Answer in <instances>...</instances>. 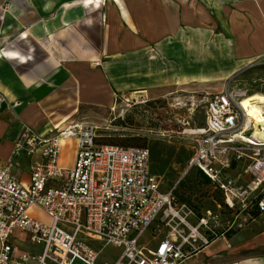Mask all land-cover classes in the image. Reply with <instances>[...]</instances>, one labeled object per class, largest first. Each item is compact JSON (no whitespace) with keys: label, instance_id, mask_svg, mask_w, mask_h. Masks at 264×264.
Here are the masks:
<instances>
[{"label":"built area","instance_id":"built-area-1","mask_svg":"<svg viewBox=\"0 0 264 264\" xmlns=\"http://www.w3.org/2000/svg\"><path fill=\"white\" fill-rule=\"evenodd\" d=\"M239 95L207 99L204 123L192 131L188 166L209 180L235 216L253 209L264 216V139L252 136ZM4 103L0 93V111ZM98 137L94 124L46 133L20 125L14 154L39 161L30 163L28 185L11 175L9 162L0 165V264H99L100 251L88 241L121 248L113 264H183L226 236L230 228L218 230L216 217L197 218L176 202L173 189L161 190L147 148L97 144ZM71 140L73 164L65 169L61 144ZM146 232L157 241L154 248L139 245ZM22 238L39 254L20 251L14 241Z\"/></svg>","mask_w":264,"mask_h":264},{"label":"crops","instance_id":"crops-1","mask_svg":"<svg viewBox=\"0 0 264 264\" xmlns=\"http://www.w3.org/2000/svg\"><path fill=\"white\" fill-rule=\"evenodd\" d=\"M181 28L218 42L239 67L264 58V0H0V165L28 185L39 158L14 154L21 124L63 130L83 124L82 108L172 89ZM183 264H264V216Z\"/></svg>","mask_w":264,"mask_h":264},{"label":"rangeland","instance_id":"rangeland-1","mask_svg":"<svg viewBox=\"0 0 264 264\" xmlns=\"http://www.w3.org/2000/svg\"><path fill=\"white\" fill-rule=\"evenodd\" d=\"M181 30L174 39L172 89L119 97L108 110L82 108L81 123L99 128L97 144L147 148L152 169L161 170L154 173L161 181L162 191L175 189L178 201L186 200L205 217H216L218 230L230 228L236 232L250 218L244 212L235 216L228 211L217 192L202 184L196 170L189 168L192 131L203 125L206 101L215 94H240L239 101L248 105L264 103V58L239 67L225 58L218 42L205 41L201 34L192 35L185 28ZM73 151V142H66L60 153L65 165H72ZM37 216L48 221L40 213ZM142 237L139 245L156 246L157 241L149 232ZM87 243L100 251L99 264H113L122 253L115 246ZM14 245L22 252L32 253L27 239L15 240Z\"/></svg>","mask_w":264,"mask_h":264},{"label":"bare ground","instance_id":"bare-ground-1","mask_svg":"<svg viewBox=\"0 0 264 264\" xmlns=\"http://www.w3.org/2000/svg\"><path fill=\"white\" fill-rule=\"evenodd\" d=\"M239 106L246 112V116L248 117L247 121L250 123L251 129H253L252 136L258 140L264 139V132L259 129V126L264 125V103L259 105H248L242 101ZM63 143L64 142H62V144Z\"/></svg>","mask_w":264,"mask_h":264},{"label":"trees","instance_id":"trees-1","mask_svg":"<svg viewBox=\"0 0 264 264\" xmlns=\"http://www.w3.org/2000/svg\"><path fill=\"white\" fill-rule=\"evenodd\" d=\"M150 169H151V173L153 174V175H155V173H160V171L161 170H159V169H152V167H151V158H150ZM193 169H195V168H193ZM196 170V172H197V179H199L200 181H201V183L202 184H204L205 186H210V182H209V180L198 170V169H195ZM155 172V173H154ZM156 176V175H155ZM211 187V186H210ZM216 191V190H215ZM217 192V194L220 196V198H221V202H222V204L224 205V203H223V200H222V196H221V194H220V192H218V191H216ZM173 193H174V197H175V200H176V202H178V203H185V204H187L194 212H195V214H196V216H197V218H200V217H202V213L201 212H199L198 211V208L197 207H195V206H192L190 203H188L186 200H177V198H176V196H175V189H174V191H173ZM245 213H246V215L250 218V219H253V218H256V217H258V216H260V213H259V211H258V209H253V210H249L248 212H246L245 211ZM230 233H232V231H228L227 233H226V235H228V234H230Z\"/></svg>","mask_w":264,"mask_h":264}]
</instances>
